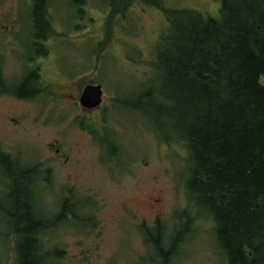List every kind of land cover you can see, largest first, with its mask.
I'll list each match as a JSON object with an SVG mask.
<instances>
[{
    "label": "rangeland",
    "instance_id": "obj_1",
    "mask_svg": "<svg viewBox=\"0 0 264 264\" xmlns=\"http://www.w3.org/2000/svg\"><path fill=\"white\" fill-rule=\"evenodd\" d=\"M163 1L205 15L218 10L217 0ZM117 2L113 9L107 0H83L81 13L75 0H50L54 22L34 39L30 0H0V148L24 166L51 171L52 183L37 203L41 217L50 221L69 189L86 196L90 205L81 207L94 217L93 227L83 217L50 226L44 248L53 254L44 264H164V255L146 241V229L156 227L166 257L180 236L168 264H228L213 221L189 204L188 152L173 140L170 120L160 116L155 123L135 108L138 97L154 88L151 64L166 18L137 0L121 15L123 3ZM29 72H36L38 95L6 93ZM90 81L103 88L100 111H106L101 119L98 112L77 120L81 112L68 97L79 98ZM146 104V114L154 115ZM112 146L117 158H111ZM5 226L0 264H16L14 234Z\"/></svg>",
    "mask_w": 264,
    "mask_h": 264
},
{
    "label": "trees",
    "instance_id": "obj_2",
    "mask_svg": "<svg viewBox=\"0 0 264 264\" xmlns=\"http://www.w3.org/2000/svg\"><path fill=\"white\" fill-rule=\"evenodd\" d=\"M107 1L113 9L118 3ZM134 1L122 0L120 14ZM137 1L159 9L167 28L151 64L154 88L138 97L135 108L155 123L160 116L170 120L173 140L188 152L189 204L213 221L227 263L264 264V0H217L215 15L166 7L163 0ZM30 4L33 37L39 39L54 22L50 0ZM82 4L75 0L81 13ZM36 77L29 72L19 88L6 93L35 97ZM143 104L153 106L154 115L146 114ZM17 165L0 150L5 175L0 183L7 191L0 193V225L14 234L16 264H44L53 254L45 250L43 235L52 221L37 216L30 195L35 169ZM145 232L147 243H154L168 264L180 236L166 257L159 227Z\"/></svg>",
    "mask_w": 264,
    "mask_h": 264
},
{
    "label": "flooded vegetation",
    "instance_id": "obj_3",
    "mask_svg": "<svg viewBox=\"0 0 264 264\" xmlns=\"http://www.w3.org/2000/svg\"><path fill=\"white\" fill-rule=\"evenodd\" d=\"M4 85L5 84H3L2 80H0V91L2 89L4 90V88H5ZM89 85L100 86L99 84L96 85V84H94V82L90 81L88 84L84 85L83 90L81 92V96H82L85 88L87 86H89ZM11 89L15 90V88H9L7 91H9ZM101 89H102V92H103V95H102V102H103L104 90H103L102 87H101ZM61 90H63V89L58 90V92L61 91ZM59 96H61V95H59ZM81 96L79 98H76V97H74L72 95H69V97H68V98L71 99L69 102L73 104L72 106L75 107V108L78 106L79 110L81 112L79 114V117L78 118L76 117L77 120H82V119H84V117H86V115H91V114L98 113V112H99L100 119H101L103 117V113L106 111V107H105L103 109L102 114H101L100 107L102 105V102H101V104L99 106L89 109V108L83 107L80 104ZM62 97L65 98V96H62ZM83 124H84V127H86V123L83 122ZM86 128H88V126ZM93 134H94V132H93ZM112 149H113L112 150L113 156H111V158H117L118 157V148H117V146L116 147L112 146ZM0 150H1V148H0ZM4 154H6V153H4ZM56 154L59 156L60 155V151L56 150ZM7 156H9V155H7ZM15 161L18 162L17 168H20V169H22V168L23 169L34 168L35 169L33 181L30 184V192H31L30 195H32L33 198H34L33 201H34V205H35V208H36L37 216H39L40 218H43V217H41V213L37 209V203L39 202V194L42 193L43 188L44 189L49 188V185L52 183L51 171L48 170V169L42 168L41 165H34V166H31V167H29V166L27 167V166L22 165L21 160H19V159L17 160L16 159ZM0 178H1V180H4V178H5V175L1 171H0ZM0 184H2L0 186V193L5 194L7 191H6V187H5L4 183H0ZM5 184L6 185H10V182L7 180V181H5ZM71 186H73V185H71ZM39 187L41 188V192L40 193H39V190H38ZM79 194H80V192H78L77 195H76L74 193V191H71V189H69L67 192H64L63 198L60 197V199L58 200L59 202L57 203L56 213H54L53 214L54 216L52 218H50V221H52V225L50 224L49 227L52 226V227H55L57 229V226H58L59 223L62 224L63 222H69L71 224V222L79 221L78 219L80 217H83V220L80 219L82 222H86V223L93 222L91 227L94 226V217L92 215V212L89 214L87 212V210L85 209V207H81V205L85 206L86 203L90 205V202H88L85 199L86 196H81ZM1 201L2 200H0V203H1V206H2V202L3 201L2 202ZM0 208L2 209V207H0ZM5 227H7L10 230V232L12 233V230H11V228L9 226H5Z\"/></svg>",
    "mask_w": 264,
    "mask_h": 264
},
{
    "label": "water",
    "instance_id": "obj_4",
    "mask_svg": "<svg viewBox=\"0 0 264 264\" xmlns=\"http://www.w3.org/2000/svg\"><path fill=\"white\" fill-rule=\"evenodd\" d=\"M102 89L100 86L89 85L85 88L81 98L80 104L86 108H95L102 102ZM250 255V254H249Z\"/></svg>",
    "mask_w": 264,
    "mask_h": 264
}]
</instances>
